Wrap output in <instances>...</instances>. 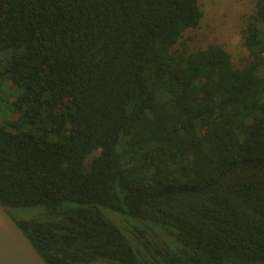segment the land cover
Instances as JSON below:
<instances>
[{"label": "trees", "instance_id": "trees-1", "mask_svg": "<svg viewBox=\"0 0 264 264\" xmlns=\"http://www.w3.org/2000/svg\"><path fill=\"white\" fill-rule=\"evenodd\" d=\"M203 15L0 0V201L50 264H264V0L241 68L175 48Z\"/></svg>", "mask_w": 264, "mask_h": 264}, {"label": "rangeland", "instance_id": "rangeland-1", "mask_svg": "<svg viewBox=\"0 0 264 264\" xmlns=\"http://www.w3.org/2000/svg\"><path fill=\"white\" fill-rule=\"evenodd\" d=\"M257 2L258 0H200L204 13L201 22L198 26L188 28L175 48L195 49L219 43L231 54L234 66L243 67L251 60L250 51L244 43L247 17L255 12ZM261 72L264 75V69H261ZM4 84L6 87L0 92V120L16 119L17 115L10 103L14 96L9 97V94L5 93L6 90L12 91L11 86L9 87L7 79ZM89 164L90 157L86 167H89ZM38 209L41 208H15L12 214L15 217L27 216Z\"/></svg>", "mask_w": 264, "mask_h": 264}, {"label": "water", "instance_id": "water-1", "mask_svg": "<svg viewBox=\"0 0 264 264\" xmlns=\"http://www.w3.org/2000/svg\"><path fill=\"white\" fill-rule=\"evenodd\" d=\"M0 264H50L1 201Z\"/></svg>", "mask_w": 264, "mask_h": 264}]
</instances>
